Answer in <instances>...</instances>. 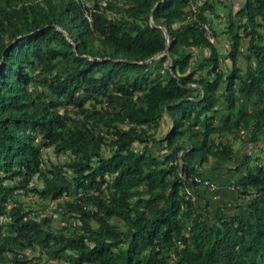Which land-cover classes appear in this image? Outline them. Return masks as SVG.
I'll return each mask as SVG.
<instances>
[{
  "label": "trees",
  "instance_id": "16d2710c",
  "mask_svg": "<svg viewBox=\"0 0 264 264\" xmlns=\"http://www.w3.org/2000/svg\"><path fill=\"white\" fill-rule=\"evenodd\" d=\"M215 2L0 0V264H264V158L229 166L230 204L191 190L237 132L264 152V0L211 26L222 54Z\"/></svg>",
  "mask_w": 264,
  "mask_h": 264
},
{
  "label": "crops",
  "instance_id": "0c3cea01",
  "mask_svg": "<svg viewBox=\"0 0 264 264\" xmlns=\"http://www.w3.org/2000/svg\"><path fill=\"white\" fill-rule=\"evenodd\" d=\"M242 1L243 0H216L214 12H209V16L211 14L214 16L215 27H212L216 30L223 27V24L226 22L228 10L230 9L233 11ZM217 37H220L221 42L226 39L222 31H217V33L214 34V44L216 46H218ZM165 118L167 117H162L158 126V130L160 131L167 123ZM229 160L230 159L220 160L212 158L200 164L202 174L214 181V185L212 187H208L202 183H195L192 185V192L194 194H198V199H201L202 203L204 198H206L208 200V204H211L212 206L230 204L234 200L235 191L233 190L230 180L236 175L238 169L234 167L230 168L229 166H233L236 162L232 163V161L229 163Z\"/></svg>",
  "mask_w": 264,
  "mask_h": 264
},
{
  "label": "rangeland",
  "instance_id": "374dc122",
  "mask_svg": "<svg viewBox=\"0 0 264 264\" xmlns=\"http://www.w3.org/2000/svg\"><path fill=\"white\" fill-rule=\"evenodd\" d=\"M86 1H89V0H86ZM210 24H211V26L215 27L214 16L212 14L210 15ZM222 41L223 42H221L220 37L219 38L217 37L218 46H216V47H217V50L220 52V54H222L224 52L226 45H227V39L222 40ZM213 42L215 43L214 40H213ZM204 50H206V48H204ZM236 61H237L236 63L238 65L243 66L244 59L240 54L237 55ZM226 62L229 63V60L227 58H226ZM226 62L224 60L220 59V65L222 67H225ZM165 119H166L167 123L165 124L164 128L161 129L162 132L165 130L167 125L170 124L168 117ZM161 131L157 129V134H159ZM231 134L232 133H227V135L229 137L231 136ZM235 135L236 136L232 137V140H231L232 146H233V157L229 160L230 161L229 163H231L232 161H233L232 163L238 161L239 155L245 151L250 152L252 154H258V155H260V157L264 158V152L260 148L261 141L259 139L249 140V139H247V133L240 132V131L237 132ZM104 151H106L105 148H104ZM42 152H43V156H47L48 158H51V159H63L65 157V154L62 152L58 153V154H54L53 151L51 150L50 146L43 148ZM209 159H212V158L210 157V158H208V160ZM45 161H47V159ZM230 168H232V167H230ZM17 196L20 199H22L23 201H26V202L29 201L32 205L36 206L39 213L51 211L52 215H53L51 222L52 223H58V221H57L58 213L51 209L54 202H55V199H50V200L43 202V199L41 197L37 196L35 193H31V192L23 193L21 191L17 194ZM199 202L202 204L201 199L199 200ZM208 206H212V205L208 204ZM24 251H25L24 252L25 256H31L32 254L37 253L36 250L28 249V248L24 249ZM44 258H45L44 255L41 254V258L39 259V261L36 260L35 258H33V259L31 258L30 260L28 259V260H25L23 262L8 261V264H44V262H43Z\"/></svg>",
  "mask_w": 264,
  "mask_h": 264
},
{
  "label": "built area",
  "instance_id": "2783aa9c",
  "mask_svg": "<svg viewBox=\"0 0 264 264\" xmlns=\"http://www.w3.org/2000/svg\"><path fill=\"white\" fill-rule=\"evenodd\" d=\"M198 1L199 0H190V7H191V9H194L195 8V4ZM200 24H201V27H202V30H203V33H204L205 37L208 40L213 41L214 40V33L212 31L210 22L209 21H206V20H203V21H201ZM194 178H195V180H197V181L205 184L208 187H212L214 185V181H212L211 179H209L206 176H196L195 175ZM27 215L31 216L32 215V212L31 211L27 212Z\"/></svg>",
  "mask_w": 264,
  "mask_h": 264
},
{
  "label": "water",
  "instance_id": "95a60500",
  "mask_svg": "<svg viewBox=\"0 0 264 264\" xmlns=\"http://www.w3.org/2000/svg\"><path fill=\"white\" fill-rule=\"evenodd\" d=\"M164 34H165V36H166V43H165L164 47H163L161 50H159V51L153 53L152 55H150V56L147 57L146 59H151V58L156 57L157 55H159V54L164 53V52L167 51V32H166V30H164ZM146 59H145V60H146ZM168 59H169V58H167V60H168Z\"/></svg>",
  "mask_w": 264,
  "mask_h": 264
}]
</instances>
